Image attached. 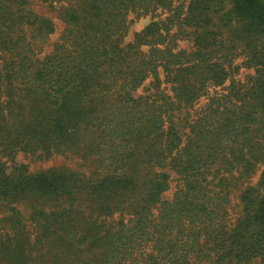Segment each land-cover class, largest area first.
Wrapping results in <instances>:
<instances>
[{
	"label": "trees",
	"instance_id": "16d2710c",
	"mask_svg": "<svg viewBox=\"0 0 264 264\" xmlns=\"http://www.w3.org/2000/svg\"><path fill=\"white\" fill-rule=\"evenodd\" d=\"M44 1L64 27L39 58L25 26L53 23L0 0V264H264L262 1Z\"/></svg>",
	"mask_w": 264,
	"mask_h": 264
},
{
	"label": "rangeland",
	"instance_id": "374dc122",
	"mask_svg": "<svg viewBox=\"0 0 264 264\" xmlns=\"http://www.w3.org/2000/svg\"><path fill=\"white\" fill-rule=\"evenodd\" d=\"M188 1L189 0H185L186 3ZM261 1L264 5V0ZM29 3H30V9L34 13V15L38 16L42 20H47V22L50 21L53 23V26L51 25L50 28L47 27L48 31H46V33L41 32L38 28L25 26V29L30 37V41L32 42L35 48V52L37 56L39 58H43L52 52L55 43L58 41L62 33L64 24L57 17V13L52 9V7L48 2H45L44 0H29ZM165 15L166 14L162 13L159 16H142V17L131 16L129 19L127 40L128 41L133 40L134 35L136 33L144 30L152 22L164 19ZM187 45L188 42H181L180 45L178 46L187 47ZM242 62H243L242 57L236 59L235 62L236 69L233 75V77H235L236 79H245L246 76L254 73L253 69H249L248 67L244 66ZM205 101H206V97H203L200 100L199 104H197L195 108L191 110V112L194 113L198 111L200 107L204 105ZM16 162L20 164H27L30 170L33 172L47 170L50 168H68L75 171H84V168L82 167L83 164L81 159L74 155H54L49 159H42L27 153H20L16 158ZM262 169L263 167L260 169L257 175H255V177L251 181L247 182L244 186L255 185L258 181ZM175 189H176V182L174 180V175L172 174V177L169 180L168 188L164 192L162 198L170 199ZM237 201H238L237 195L235 194L234 202L236 203ZM21 210L24 213H26V210L23 207L21 208ZM1 217H2V213L0 214V218ZM253 264H262V263L257 262Z\"/></svg>",
	"mask_w": 264,
	"mask_h": 264
}]
</instances>
